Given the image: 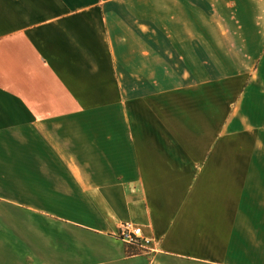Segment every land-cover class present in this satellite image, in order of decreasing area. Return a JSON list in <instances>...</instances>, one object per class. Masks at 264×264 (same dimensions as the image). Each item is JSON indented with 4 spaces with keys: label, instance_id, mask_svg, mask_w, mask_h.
<instances>
[{
    "label": "crops",
    "instance_id": "1",
    "mask_svg": "<svg viewBox=\"0 0 264 264\" xmlns=\"http://www.w3.org/2000/svg\"><path fill=\"white\" fill-rule=\"evenodd\" d=\"M0 264H264V0H0Z\"/></svg>",
    "mask_w": 264,
    "mask_h": 264
},
{
    "label": "built area",
    "instance_id": "2",
    "mask_svg": "<svg viewBox=\"0 0 264 264\" xmlns=\"http://www.w3.org/2000/svg\"><path fill=\"white\" fill-rule=\"evenodd\" d=\"M119 238L129 245L144 246L152 241L144 238L143 231L131 223H124L120 226Z\"/></svg>",
    "mask_w": 264,
    "mask_h": 264
},
{
    "label": "rangeland",
    "instance_id": "3",
    "mask_svg": "<svg viewBox=\"0 0 264 264\" xmlns=\"http://www.w3.org/2000/svg\"><path fill=\"white\" fill-rule=\"evenodd\" d=\"M128 98V97H127ZM124 224V223H123ZM136 246V245H135ZM139 247H140V245H139ZM138 250H137V252H142L143 251V249H141V248H137Z\"/></svg>",
    "mask_w": 264,
    "mask_h": 264
}]
</instances>
